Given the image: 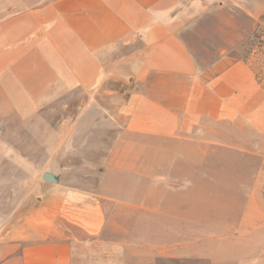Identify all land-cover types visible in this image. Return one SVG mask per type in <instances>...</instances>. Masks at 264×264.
Masks as SVG:
<instances>
[{
  "label": "crops",
  "instance_id": "0c3cea01",
  "mask_svg": "<svg viewBox=\"0 0 264 264\" xmlns=\"http://www.w3.org/2000/svg\"><path fill=\"white\" fill-rule=\"evenodd\" d=\"M10 1L0 4V128L8 118L33 116L49 105L57 86L87 93L111 79L120 82L114 119L126 128L119 136H135V145L132 156L116 151L94 191L59 188L30 203L23 196V165L17 157L8 164L13 151L9 155L8 136H0V264L193 257L191 246L169 250L114 238L125 213L130 220L184 222L179 236H222L207 220L200 234L193 231L202 223L198 201L167 199L170 189L208 184L200 136H216V124L229 122L258 90L250 66L225 51L207 67L198 63L180 30L201 0H61L31 8L19 0L24 9L8 16ZM122 45L124 55L106 67L105 53Z\"/></svg>",
  "mask_w": 264,
  "mask_h": 264
},
{
  "label": "rangeland",
  "instance_id": "374dc122",
  "mask_svg": "<svg viewBox=\"0 0 264 264\" xmlns=\"http://www.w3.org/2000/svg\"><path fill=\"white\" fill-rule=\"evenodd\" d=\"M18 1L8 2V16L24 9ZM29 1L31 8L61 0ZM191 8L180 33L198 63L207 67L225 51L233 60L250 66L258 89L253 99L248 94L251 100L242 102L244 107L229 122L216 124V136H200L201 148L208 152L200 163L209 168L208 184L200 182L192 190L170 189L167 196L171 202L189 197L198 201L202 223L192 227L194 232L200 234L207 220L210 228L216 227L223 235L179 236L184 222L130 220L125 213L117 222L120 236L114 238L125 243L161 244L169 250L192 248L193 257L136 254L128 257L129 264H264V0H201ZM126 50L122 45L105 53V66L114 67L115 59ZM110 80L104 89L93 87L87 93L78 86L65 91L57 86L49 105L33 116L8 118L0 128V136H8L9 155L13 151L8 164L16 163L17 157L23 165L25 202H35V196L42 198L59 188L82 186L94 191L105 168L117 158V150L133 155L135 136H119L126 127L114 119L120 82ZM45 172H52L59 181H46ZM11 175L8 173L9 178ZM114 177L109 175L107 180Z\"/></svg>",
  "mask_w": 264,
  "mask_h": 264
},
{
  "label": "water",
  "instance_id": "95a60500",
  "mask_svg": "<svg viewBox=\"0 0 264 264\" xmlns=\"http://www.w3.org/2000/svg\"><path fill=\"white\" fill-rule=\"evenodd\" d=\"M43 178L46 180V181H49V182H58L59 179L52 173V172H45L43 174Z\"/></svg>",
  "mask_w": 264,
  "mask_h": 264
}]
</instances>
